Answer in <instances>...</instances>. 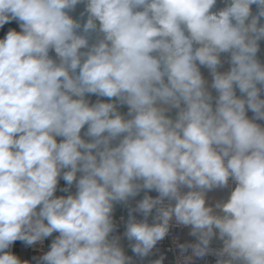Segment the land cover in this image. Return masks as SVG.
<instances>
[{
  "label": "clouds",
  "instance_id": "9594fccd",
  "mask_svg": "<svg viewBox=\"0 0 264 264\" xmlns=\"http://www.w3.org/2000/svg\"><path fill=\"white\" fill-rule=\"evenodd\" d=\"M0 264H264V0H0ZM159 257V258H157Z\"/></svg>",
  "mask_w": 264,
  "mask_h": 264
},
{
  "label": "built area",
  "instance_id": "2783aa9c",
  "mask_svg": "<svg viewBox=\"0 0 264 264\" xmlns=\"http://www.w3.org/2000/svg\"><path fill=\"white\" fill-rule=\"evenodd\" d=\"M175 237L179 238L180 242H183V231L176 229L173 232V235L166 238L162 241L159 245L160 248V255L164 256V264H174L175 257L177 255V250L174 246L173 239ZM159 258V257H157Z\"/></svg>",
  "mask_w": 264,
  "mask_h": 264
},
{
  "label": "crops",
  "instance_id": "0c3cea01",
  "mask_svg": "<svg viewBox=\"0 0 264 264\" xmlns=\"http://www.w3.org/2000/svg\"><path fill=\"white\" fill-rule=\"evenodd\" d=\"M3 33V30H0V35H2ZM188 237H187V233H186V230L183 231V240H186Z\"/></svg>",
  "mask_w": 264,
  "mask_h": 264
}]
</instances>
